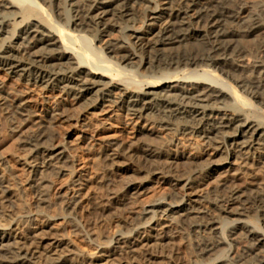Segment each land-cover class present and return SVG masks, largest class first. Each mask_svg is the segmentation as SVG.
Listing matches in <instances>:
<instances>
[{
    "label": "bare ground",
    "instance_id": "obj_1",
    "mask_svg": "<svg viewBox=\"0 0 264 264\" xmlns=\"http://www.w3.org/2000/svg\"><path fill=\"white\" fill-rule=\"evenodd\" d=\"M71 1L75 15L70 17L66 12L65 21L72 22L74 27H80L81 30L93 31L94 41L100 42L101 38L109 36L115 29L121 34L120 41L109 43L105 48L98 47L103 57L101 63L100 58L95 56L96 61L89 50L78 45L81 33L74 35L71 30L60 28L55 22H51L47 12L39 7V0H27V5L22 0H0V70L25 83L44 84L49 92H58L61 96L82 102L86 107L95 108L110 103L118 112L142 120L136 125L135 135L137 138L141 137L143 142L135 150H131L130 145L126 146V142L120 145L119 139L114 136L101 139L104 149L100 156L110 168L117 166L120 156L131 159L135 153H139L145 162L165 160L168 165L187 163L186 165L194 168H205L211 178H219L220 181L216 180L219 185L205 194L198 190L204 186L203 181H200L196 190L185 171L176 174L170 172L171 167L166 168L168 171L163 167V170L157 168L149 171L146 178L136 180L134 176L135 180H130L131 174L138 173L132 167H127L130 181L124 175L127 182L124 187L121 186V192H113V197L122 193L137 199L148 187L150 176L173 179V191L170 194L159 193L150 202L141 205L143 208L140 206L143 217L129 220L128 226L134 236L119 235L107 243L99 244L98 248L102 249L103 245L115 242L121 248L124 246L122 250L129 258L128 263L145 264L144 259L139 258L137 248L139 245H147V242L145 239H135V236L154 220V227L148 228L157 232L158 239H168L167 234L171 230L182 226H188L193 232L201 234L197 243L199 258L203 260L210 259L227 244L216 235L218 218H215L213 212H217L219 218L227 215L240 220L247 217L246 211L253 209L261 218L264 228V127L245 116L242 110L233 109L229 103V99L232 103L244 102L239 91L251 98L264 97V48L262 59L252 65V71L257 73L260 81L253 83L248 75L237 73L247 65L241 58L243 50L240 44L251 36H264V16L248 15L251 17L248 18L244 6L240 4L242 7H237L239 4L234 3L236 0ZM138 4L146 8L144 21L139 28L130 29L126 23L135 16ZM14 8L18 10L13 12ZM17 17L21 19L19 22ZM31 18L36 19L30 21ZM46 20L53 30L46 27ZM21 24H24L18 37L21 42L6 45L5 41L8 37H15L16 27ZM10 25H14V33L6 30ZM129 30H132V34L127 35ZM71 52L80 54L78 62ZM108 53L110 56H106ZM132 62H137V67L128 68ZM144 68L145 71L142 72ZM166 71L168 72L164 73ZM145 72L149 73L148 76ZM130 75L133 79L137 77L152 80H149V87H139L135 84L136 80L130 86L125 83ZM165 80H170L165 83L169 85L159 90ZM1 92L2 84L0 98ZM92 96H96L95 100H92ZM25 102L19 101L13 105L22 116L26 112ZM82 114H74L71 118L77 120ZM151 120L170 126L182 122L186 134L174 135L170 142L153 146L152 143L149 144L148 138L161 139L162 136ZM73 135L69 132L67 138ZM49 139L44 132H35L24 142L37 148L39 143L47 145ZM65 141L57 146L38 147L35 150L37 156L34 157L37 160L19 157L28 172L27 179L13 182L3 175V181L9 185L14 195L32 190L40 198L44 197L43 173L49 170L63 173L66 169L63 167L64 163H75L74 154L70 151L72 143ZM132 143L130 142L131 145ZM186 143H202L206 149L202 154L196 153L186 149ZM259 149L262 153H258ZM85 176L83 168H74L70 181L59 194V204L68 215H76L87 197ZM243 178L247 181L245 186L240 185ZM1 193L0 191V206L5 197H1ZM208 201L212 207L209 210L203 206ZM35 205L38 210L41 209L39 203ZM2 209L0 207V222L11 224L10 219L16 218L18 223L29 225L27 231L21 229L20 232L17 228L20 224L16 223L17 229H13L11 234L12 237L14 234L18 235L21 245L20 251L16 253L21 258L17 264H26L37 253L36 246L46 240L44 229L32 224L35 214L29 206L10 212ZM146 215L150 217L146 219ZM239 235L245 236L248 241L244 253L253 256L257 264H264V236L246 225H235L229 229L227 240L232 243ZM95 237L94 241L101 239L99 235ZM54 240L55 244L61 245L62 240ZM234 260L236 259L233 257L230 261Z\"/></svg>",
    "mask_w": 264,
    "mask_h": 264
},
{
    "label": "rangeland",
    "instance_id": "obj_2",
    "mask_svg": "<svg viewBox=\"0 0 264 264\" xmlns=\"http://www.w3.org/2000/svg\"><path fill=\"white\" fill-rule=\"evenodd\" d=\"M22 1H26L24 4L27 5V0ZM231 1L234 2L235 0ZM38 3L41 5L39 7L47 12L48 18L52 19L51 22H55L60 28L71 30L74 35L81 33L80 36L83 37L79 36L78 45L84 50H89L88 52L91 54V57L96 61L100 58V63L103 57L99 48H105L109 43H115L121 40V34L115 29L112 30L109 36L103 39L101 38L100 42L97 40L94 41L93 31L89 29L81 30L82 28L80 27H74L72 22H66V12L70 14V17L75 15L74 9L71 6V0H39ZM234 3L244 6L245 15L248 18L256 17V15L264 16V0H236ZM50 5H52L51 8ZM138 5L135 8V16L126 23V26L130 27V29L139 28L144 21L146 8H144L145 6L143 7V5ZM239 5L237 7H242ZM43 6L45 8H43ZM15 10L17 11L18 9L14 8L13 12H16ZM248 15L252 16L249 17ZM35 19L36 18H31L30 21H34ZM16 20L19 22L21 19L17 17ZM47 22L46 20V27L52 29L50 23ZM13 26L14 25H10L6 30L14 33L13 29H15V27L12 28ZM23 27L24 24L16 27L15 37H8L5 44L8 45L21 42L18 40V37ZM126 34H132V30H129ZM6 36L7 34L3 36V39ZM1 43L2 39L0 41V44ZM263 44V35L251 36L243 40L240 44L243 50L241 58L245 60L247 65L241 68L237 73L243 74L244 76L248 75L253 83L260 81V78L257 77V73L252 71V65L262 59ZM78 54L79 53H73V58L76 62L79 61L80 54ZM108 55L110 56L109 53L106 56ZM132 63L133 64L128 65V68L137 67V62ZM141 71H145V68ZM167 72L168 71L164 73ZM130 74L133 75L134 73L130 72ZM148 74L149 73L145 72L146 76H148ZM156 75L162 76V74ZM133 78L134 77H131V75L128 76L125 79V83L131 86L134 85L133 81L136 80V85L145 88L149 87V80H152H141V78L137 77L135 79ZM169 81L170 80L163 81L158 89L163 90L166 88L169 84L165 83ZM27 83L29 82L25 83V81L18 80L17 77L0 70V84H2L0 98V191L2 192L1 197L5 196L2 198L0 207L3 208L2 210H7L9 212L18 210L19 208L31 207V211L35 214V221L33 220L32 224H36L44 229L43 235L46 239L40 246H36L37 253H35L34 258L26 264H131L128 263L129 258L122 250L124 246L121 248L113 242L103 245L101 249L98 248V245L107 243L119 235L127 237L134 236L128 226L129 220L133 221L136 218L141 219V217H143V206L145 203L147 204L150 202L154 196L159 193H172L171 190L173 191L172 185L174 181L171 178L165 179L163 176H150L149 180L151 181L148 187L137 199L134 197L130 198V195L122 193L117 197H113V192H116V190V193L122 191L121 189L123 188L121 186L124 187L125 182H127L124 180L125 176H127V178H125L128 179V181H130L131 178L134 179V176L135 179L138 180L146 178L153 169L157 170V168H161V170H163L164 167V169L168 171L171 167L170 172L176 174H181L183 171H185V173L187 172V178H190L196 190L203 181L202 183L204 186H202L206 192H204L203 187H199L198 189L202 193H210L211 190L213 191L215 187L219 185L217 183V181L220 182L219 178H211L205 168L204 170L203 168H194L192 165H186L187 163L168 165L165 160L145 162L139 153H135L134 158L132 157L131 159L130 157L120 156L117 161L118 168L116 165L112 166L113 169L110 168L100 156L104 149L101 139L114 136L119 139L117 140L120 145L122 142H126V146L130 145V149L135 150L139 143L143 142L141 137L137 138L135 135L136 125L143 121L126 116L123 112H118L110 103L95 108L86 107L82 102H76L70 97L61 96L58 92H49L44 84L36 83L33 85ZM28 90L30 92H28ZM32 91L34 92L32 93ZM36 92L39 94H36ZM238 93L242 95L244 102L239 101L232 103L231 99H229L232 108L235 110H242L245 116L262 124L264 127V97L251 98L245 93H240V91ZM94 98H96V96H92V100H95ZM248 100H250V103ZM19 101L21 103L26 101L24 103L26 109V112H23L24 116L18 114L15 106H13ZM74 114L76 116L82 114L83 116L79 119L77 117V120H75V118H71ZM151 122H153L154 126L157 128V132L162 136L161 139L153 137L148 138V140H150L149 144L152 143L153 146H161L164 142H170L171 137L174 135L186 134L183 130L184 123L182 122H178L176 125L171 126L161 123L158 120H151ZM35 132H44L50 138L47 145H41L39 143L37 148L49 145L57 146L62 142L64 143L65 140L68 141L67 143L70 141V144L72 143L71 145L69 144L72 147L70 151L74 154L75 163H64L63 167L64 169L66 168V172L64 171L63 173H53L51 170L43 173L42 177L45 178L43 185L45 190L44 197L40 198V196L32 190H27L23 194L14 195L9 185L5 184L3 181V175L11 178L13 182L27 179L28 172L19 157H30L32 160H37L34 158L37 156L35 153L37 148L26 145L24 142L29 135ZM69 132L74 134L71 138H67ZM151 139L153 141H151ZM133 141L134 143H132ZM201 144L195 145L186 143V146H183H185L186 149L202 154L206 148ZM181 148L183 147L181 146ZM258 151V153H262L261 149ZM132 159H134V162H132ZM79 167L85 170V193L87 197L82 204L83 208L81 206L76 215H68L62 211L59 194L70 181L74 173V168L76 170ZM127 167H132L135 169V172L138 173L136 175L135 173H133L134 175L131 174L130 180L128 177L129 174L126 172ZM161 178H163V180H161ZM110 180L111 183L109 182ZM246 180L243 178L240 185L245 186ZM36 203L40 204V210H38L37 205H35ZM210 203V201L205 202L203 206L209 210L212 208ZM255 205L257 206L258 204L256 203ZM141 210L142 212H140ZM40 211L42 212L39 214ZM257 214L256 211L251 209V211H246L245 215L247 217H242L240 220H237V217L227 215L225 218H219L217 212H213L215 218H218V230H216V235L222 240L224 239L223 241L227 242V244H224L220 248V251H218L217 254H213L210 259L203 260L199 258L197 243L202 237L200 236L201 234L199 235L193 232L190 228H187L188 226H182V228L178 227L177 229L171 230L167 234L168 239H158L157 232L152 230L154 227V225L152 226L153 220V222L146 225L145 229L140 230V233L136 235L137 237L135 236V239L138 238L140 241L145 239L147 242V245L138 246L137 252H139L138 255H140V257H138L142 260L144 259L145 264H228L229 262L233 264H257L253 256H248L244 253L248 245L245 236L239 235L236 241L232 243H230V240H227L229 229L235 225H246L264 236L261 218H259ZM149 217V215L145 216L146 219ZM10 220L11 224H6V222L3 221L0 222V264H17L20 262L21 258L16 256L21 246L19 244V238L17 237L18 235L14 234L12 237L11 234L14 231L13 229L19 228L20 232L21 229L25 232L29 228L28 223L23 222L20 224L16 221V218ZM16 223L20 224L18 225L19 227H17ZM148 226H152V228H148ZM98 235L101 236V239L94 241V239H96L95 236ZM56 238L57 240H62L60 243L61 245H59V243L55 244L56 240L54 239ZM233 257L236 260L230 261Z\"/></svg>",
    "mask_w": 264,
    "mask_h": 264
}]
</instances>
